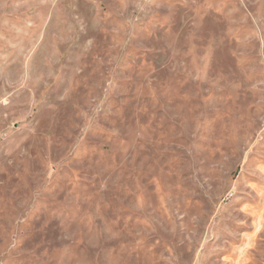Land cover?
Masks as SVG:
<instances>
[{"label":"rangeland","instance_id":"374dc122","mask_svg":"<svg viewBox=\"0 0 264 264\" xmlns=\"http://www.w3.org/2000/svg\"><path fill=\"white\" fill-rule=\"evenodd\" d=\"M0 264H264V0H0Z\"/></svg>","mask_w":264,"mask_h":264}]
</instances>
